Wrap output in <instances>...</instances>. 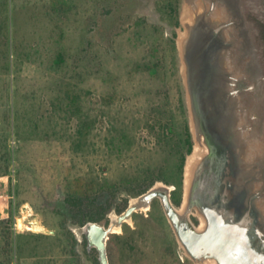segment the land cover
<instances>
[{"label":"rangeland","instance_id":"1","mask_svg":"<svg viewBox=\"0 0 264 264\" xmlns=\"http://www.w3.org/2000/svg\"><path fill=\"white\" fill-rule=\"evenodd\" d=\"M213 1L181 0L180 26L175 28L165 9L167 0H0V264H94L100 251L84 241L89 223L79 226L77 211L65 196L85 198L95 180L135 177L143 162L172 164V145L160 143L146 122L177 101L171 76L173 30L194 150L196 144L201 151L208 148L191 109L197 98L192 81L200 78L209 89L204 96H216L223 109L218 137L226 144L230 138L232 157L242 159L229 166L226 187L245 203L239 221L251 226L248 214L254 208L251 241L264 247V172L256 165L264 163V46L247 17L262 18L264 12L254 0H234V10L224 2L212 8ZM205 2L209 9L200 10ZM196 13L205 20L201 27L218 37L215 50L201 58L207 67L202 73L194 72L190 61L187 71L181 53ZM209 15L223 30L210 27ZM149 61L159 64L155 76L143 71ZM115 117L116 129L128 127L122 154L105 146ZM190 156L183 205H172V215L161 195L121 222L119 217L141 195L131 197L122 213L108 214L109 225L119 227L113 226L106 239L109 264H225L230 255L240 264L247 258L241 246L228 242L220 243L224 249L219 254L206 253L200 229H186L193 209L188 207V184L195 176L194 165L187 171ZM246 180L254 186L251 194L261 192L250 205ZM152 188L172 201L175 186L157 182ZM243 211L249 212L246 219ZM170 246L174 256L167 253Z\"/></svg>","mask_w":264,"mask_h":264},{"label":"trees","instance_id":"2","mask_svg":"<svg viewBox=\"0 0 264 264\" xmlns=\"http://www.w3.org/2000/svg\"><path fill=\"white\" fill-rule=\"evenodd\" d=\"M258 5L263 8L264 12V0H254ZM180 7L181 0H167L165 9L168 16L174 19L177 28L180 26ZM248 19L256 26L258 39L264 46V15L262 18L253 16L248 13ZM177 31L173 30V78L177 83V101L173 105H168L167 108L158 110V115H151L147 119L148 128L151 133L158 139L160 143H166L172 145L174 153L172 154V164L163 167H154L152 164L143 162V167L138 170V174L135 177L125 176L121 181H100L95 180L93 186H91V192L85 198L76 195L75 193L65 196V202L70 205L73 210H76L79 216V226H84L88 223H105L109 225L108 214L112 210H116L118 213H122L128 207V203L131 197L140 196L148 192L157 182H164L168 185L175 186L172 191V201L176 206H180L183 199V186H184V172L186 166V160L194 151V139L190 128L188 119V110L185 100V92L181 77L178 73V59H177V46L176 40ZM143 71L150 76L158 74L159 64L153 61L145 62L143 64ZM169 98V94L166 96ZM114 111H116L114 109ZM119 114V111H116ZM154 116V117H153ZM119 120L115 117V121L111 120L109 129L110 136H107L105 146L109 150H117L119 154L124 152L122 143L128 139V135L125 132L128 131V127L124 126L119 131L116 129V121ZM118 133H116V131ZM108 134V135H109ZM170 162V163H171ZM86 200V202H84ZM119 200L120 202H117ZM118 203V204H115ZM116 205V206H115ZM8 221L10 218H5ZM2 220V221H4ZM85 243L88 242L86 235L84 236ZM129 247H134L135 244L127 242ZM93 251L97 253V249ZM167 253L175 255L172 246L167 248ZM94 264H100L98 255L94 258Z\"/></svg>","mask_w":264,"mask_h":264},{"label":"water","instance_id":"3","mask_svg":"<svg viewBox=\"0 0 264 264\" xmlns=\"http://www.w3.org/2000/svg\"><path fill=\"white\" fill-rule=\"evenodd\" d=\"M230 6V5H229ZM231 10H234L235 8V1L233 0L231 5ZM237 12V10H236ZM188 28V24H186ZM191 33V32H190ZM218 40H212L211 43L204 44L199 41L197 37H190V40L188 38H185L182 40V48L184 50V59L186 61L187 65V71H188V61H190V68L194 70V72L202 73L204 70L207 69L206 66H204V62L202 61V57L208 55V53L212 52V50H215V44ZM214 45V46H212ZM196 57V60L194 58ZM188 83H191V79ZM193 88H194V94H196L197 98L196 100L192 101L191 103V109L194 114V117L199 119V129L203 134H211L212 137L216 136L218 137L219 131H222L221 124L218 123V119L220 116V109H222L219 105L218 100L216 99V96L212 97H206V93H208V90L206 89L207 86L204 87V82L200 80V78H195L192 81ZM214 85V84H213ZM214 87V86H212ZM213 93H216V90L213 88L211 89ZM223 110V109H222ZM216 119V121H213V123L210 122V119ZM223 132V131H222ZM215 138V137H214ZM210 139V138H209ZM218 139V138H217ZM257 167L260 168V171L264 172V163L263 162H257ZM243 175V174H242ZM250 178V177H249ZM262 188H264V176H262ZM248 182L247 187V193L250 194L247 198V204H253L255 203V197H258L261 195L260 191H257L256 194H251L252 190H254V186L250 183V180H246ZM245 182V184H246ZM227 191V190H226ZM225 194V193H224ZM228 194V191H227ZM225 194V195H227ZM161 195L164 199V204L166 207V210L168 213L172 215L173 213V206L170 202L168 194H165L163 192H160L154 188L150 189L148 192L142 194L137 201L139 202H147L149 203L152 198ZM253 195V196H252ZM141 206V205H140ZM140 206H136L133 204L129 206V208L126 210L122 216L119 217V222L123 221L128 215H130L134 210L137 208H140ZM249 213L248 211H246ZM258 214V211H256ZM264 220V219H263ZM113 224L106 227L103 224L93 222L89 223L87 225V230L85 232V235L90 243V245L95 246L100 251V260L101 264H109L107 254H106V239L109 236V233L113 232ZM259 226V225H257ZM223 229V237H224V243H227V240L229 241L228 244H231L232 246H241L246 251L247 258H243L240 262V264H264V247L263 246H255L253 242L251 241L250 235V229L251 226L241 222V221H235L233 225L227 226ZM262 229V228H260ZM263 235V234H262ZM219 236H217L215 233L212 234H206L201 233L199 242L201 244V247L203 245L207 246V244L211 243L213 240L217 241ZM237 241H239L240 244H237ZM217 252V251H216ZM229 261L224 262L225 264H238L236 262V259L230 255ZM244 261V262H243Z\"/></svg>","mask_w":264,"mask_h":264},{"label":"flooded vegetation","instance_id":"4","mask_svg":"<svg viewBox=\"0 0 264 264\" xmlns=\"http://www.w3.org/2000/svg\"><path fill=\"white\" fill-rule=\"evenodd\" d=\"M203 137L208 142V148L202 149L198 160L194 164L195 176L188 184L192 198V202H188V207L191 206L193 209H191L188 220H185V225L189 232H192V229L195 228L200 229L201 233H215L219 236L217 241L213 240L207 246H202L206 253L212 254L211 252L217 251L219 254L220 249H224L220 244L225 240L222 228L227 229V226L239 221L241 203H244L240 197L232 196L226 187V183L229 182L232 173L229 170L231 168L229 166L232 164L238 166L241 160L237 157V154L234 156L235 158L232 157V150L228 148L231 142L230 138L225 140L228 143L226 144L224 140L219 137L217 139L216 136L214 138L211 134H203ZM170 202L176 208L183 205V199L180 206H176L173 201ZM244 209L247 210L245 207ZM243 212L244 214L242 215H245L243 218L246 219L247 213ZM251 212L252 214H248L252 221L250 223L252 228L249 232L250 235L255 236L256 215L254 208ZM227 242L229 241L227 240Z\"/></svg>","mask_w":264,"mask_h":264},{"label":"bare ground","instance_id":"5","mask_svg":"<svg viewBox=\"0 0 264 264\" xmlns=\"http://www.w3.org/2000/svg\"><path fill=\"white\" fill-rule=\"evenodd\" d=\"M222 2H224V3H227V5L230 7L229 9H232L231 8V5H232V2H233V0H214L212 3V8H214L216 5H218V3L219 4H221V5H223V3ZM208 3H204V5L203 6H201L200 7V10L202 9V10H208L209 9V7H208V5H207ZM195 12H196V10H195ZM197 15H193V18H191L192 19V22L193 23H191L192 25H190L191 26V28H190V32H191V35H190V37L192 36V37H197L198 39H199V41L200 42H202V43H204V44H207V43H211V41L212 40H214V39H216V40H218V37H217V35L215 36V34L214 35H211V33H212V31H211V33L210 32H208V29L207 28H203V27H201L202 25H203V21H205V20H203L204 18L201 16V14H199V13H196ZM210 17H209V19H210V23H211V25H210V27H214V25L216 26V27H214V29H216V28H218L219 30H223V25L221 24L220 26H219V23H217V22H215V21H211V20H213L214 19V17L213 16H211V15H209ZM189 21H187V23H188ZM208 25V23L206 22L205 23V26H207ZM205 31V32H204ZM214 33H215V31H214ZM206 35H207V37H206ZM213 38V39H212ZM215 40V41H216ZM261 147V146H260ZM260 147H257V149L259 148L260 149ZM201 146L200 145H196V148H195V151H194V153H193V155L192 156H190V159L188 160V166H187V171H188V173L192 170V168H193V165L195 164V162H196V159H197V157H199L198 155H200L201 154ZM264 149V148H263ZM254 150V149H253ZM248 153V152H247ZM255 153H256V151H255ZM254 153V154H255ZM252 155H253V153H251ZM257 154V153H256ZM246 155V154H245ZM248 158H250V157H248ZM247 158V159H248ZM246 159V160H247ZM242 160V159H241ZM253 160V159H252ZM255 160V159H254ZM258 160V159H257ZM251 161V160H250ZM242 162V161H241ZM248 162V161H247ZM246 164V163H245ZM134 205H136V206H142V207H145V208H148V206H149V203H147V202H139V201H137V200H135L134 202H133V206ZM115 225H116V221H115V223H114ZM117 227L118 226H114V230L115 229H117ZM119 228V227H118ZM227 255V254H226ZM246 259V258H245Z\"/></svg>","mask_w":264,"mask_h":264},{"label":"crops","instance_id":"6","mask_svg":"<svg viewBox=\"0 0 264 264\" xmlns=\"http://www.w3.org/2000/svg\"><path fill=\"white\" fill-rule=\"evenodd\" d=\"M188 24V23H187ZM188 29V28H187ZM181 53L183 54L184 53V50H183V48H182V46H181ZM183 56H184V54H183ZM197 145V144H196ZM199 145V144H198ZM195 151V150H194ZM140 207H142V206H140Z\"/></svg>","mask_w":264,"mask_h":264}]
</instances>
